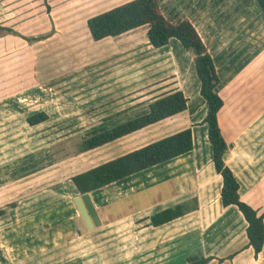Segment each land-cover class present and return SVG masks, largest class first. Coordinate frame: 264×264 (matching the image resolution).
Here are the masks:
<instances>
[{"label": "crops", "instance_id": "0c3cea01", "mask_svg": "<svg viewBox=\"0 0 264 264\" xmlns=\"http://www.w3.org/2000/svg\"><path fill=\"white\" fill-rule=\"evenodd\" d=\"M53 29L56 33L35 38L40 45H47V40L63 33L56 20ZM136 31L115 38L109 43V52L81 63V68L71 70L68 80L58 78V85L71 81L70 85L59 87L58 93L54 88H44L39 80L20 83L16 75L17 66L26 68L25 61L30 56L20 52L31 46L21 36L12 35L8 38L15 41L8 39L9 49L1 51L5 42L0 36V112L3 113L0 115V195L4 191L9 192L10 186L15 193L0 200V264H187V256L198 249L206 256L223 258L235 254L233 259L221 262L215 258L208 264H264V247L257 258L253 248L246 247L248 223L241 211L235 205L224 207L222 204L223 180L213 163L208 125L204 122L207 104L200 93L198 76L192 72L194 60L193 64L191 61L186 63V52L171 40L165 47H153L159 51L173 45L168 55L159 53L153 58L150 72L142 74L137 64L127 60L128 49L138 40H126V37H131ZM250 38L247 46L249 59L242 71L231 78L220 75L217 62L206 45L214 59L220 84L224 80L229 81L219 87L224 105L218 114L222 134L230 145L227 164L241 184L242 200L259 214H264V47L255 50L254 36ZM17 39H22L25 44L19 45L22 42ZM100 65H103V70L109 65L107 72L98 74ZM28 70L30 74L29 66ZM168 75L177 76L179 86L173 88H180L188 98L185 114L82 152L76 163L79 166L81 162L83 165L91 163L82 169L85 170L162 138L169 134L167 131L171 134L186 126L192 128L193 150L89 192L102 221L100 226L89 230L74 203V198L80 193L71 180L72 175L82 170L71 173L68 180L52 189L45 186L46 176H42L45 168L32 172V154L26 152V147L31 144L33 126L27 123L26 118L38 111L47 112L51 121L54 117L45 109L26 113L22 103L33 97V94L27 95L26 90L33 89L40 97H47L48 91L57 99L58 96L72 97L76 105L67 111L75 114L87 107L112 102L107 106L111 109L105 116V122L109 124L102 128L106 129L146 113L148 103H140L145 99L138 97L139 89L148 79L152 82ZM163 91L166 90L161 89L158 93ZM191 95L195 102L191 101ZM118 103L120 106L114 107ZM5 105L8 106L6 109ZM57 110L61 115L59 108ZM96 159L98 162L92 164ZM19 161L23 162L18 164L21 171L17 174L14 170V174L9 175L13 169L11 166ZM163 167L167 168V175H161ZM33 175L41 177L33 179ZM18 180L21 188L15 191ZM151 188L156 191L155 196L158 195L155 199H147L148 194H144ZM110 189L118 193V199L109 200L107 191ZM165 191L168 195L161 198ZM129 194L135 198L141 194L139 206L129 204L132 200H124ZM195 198L197 209L161 226L148 225V218L154 213L178 203H193ZM13 203L16 205L12 206ZM123 205L132 209L124 211Z\"/></svg>", "mask_w": 264, "mask_h": 264}, {"label": "rangeland", "instance_id": "374dc122", "mask_svg": "<svg viewBox=\"0 0 264 264\" xmlns=\"http://www.w3.org/2000/svg\"><path fill=\"white\" fill-rule=\"evenodd\" d=\"M127 1L129 0H48L50 6L48 9L44 0H0V26L10 27L14 30L19 29V32L23 35L21 38L26 40L27 44L31 46V48L27 47L20 52L25 54L26 57L30 55L28 57L30 60L27 59L25 61L27 64L26 68L24 65L17 66V80L20 83L29 80H39L44 88L47 90L54 88L53 90L57 93L62 86L70 85L69 82L71 81H65L58 85L57 79L64 78L68 80L71 70L81 68V63L88 61L90 57L94 59L96 56L106 54L110 51L108 49L109 43L116 40L110 37L101 41H94L86 24L88 18ZM161 7L165 15L172 21L189 18L194 23L203 40L209 46L217 62L219 73L223 77L231 78L239 70L242 71L243 66L249 59L247 46L250 37L254 36L253 41L256 42L257 46V48L255 46V50H258V47H264V15L260 11L261 9L256 0H163ZM47 15L49 16L47 17ZM55 20L63 33L50 41L47 38H43L47 40V45H40L38 39L35 38L47 37L45 36L46 33H49V35L52 32L56 33L55 29H53L55 28ZM145 33L144 29H139L131 37H126V40H138L132 46L133 48L130 47L128 49L127 60L129 63L134 62L135 65L137 64L142 74L147 75L150 72L151 60L158 56L159 53L161 56L168 55V51L173 49V45L157 51L150 45ZM86 34L88 37L80 38V36ZM0 36L2 37L1 41L5 42V45H1V51H7L9 49L7 40L12 39L11 37L8 38L12 34H6L5 31L0 30ZM74 36L75 38H73ZM22 39H17V41L22 42L19 45L25 44V41H21ZM172 40L176 41L182 50L186 52L188 59L186 63L191 61L193 64L191 53H188L179 41L176 39ZM19 45L16 44V47ZM174 51H176L175 48ZM176 57L178 58L177 55ZM28 66L31 70L30 74ZM100 66L97 68L98 74L107 72L109 65H106L104 70L103 65ZM192 72L197 77L194 67ZM149 80L138 92V97H144L145 100L148 96L159 92L161 89L167 90L174 86H179L176 75L172 77H169V75L164 76L152 82H149ZM197 80L199 81V79ZM226 82L229 81L224 80L219 87L221 88ZM26 93L27 95L33 94L32 98L22 103L25 105L26 113L45 109L49 110L54 117L52 121L49 119L31 128V144L27 145L26 152L30 151L32 154V172H39L45 168L42 171V176H46V181L44 182H47V184L45 186L50 187L49 189L59 187L62 181L68 180L71 173L91 165V163L83 165L81 162L79 166V163H76L79 161V154L81 153L79 152L80 142L109 124L105 122V116L107 111L111 109V107H107L110 102L96 107H87L84 110L81 109L79 114H75L67 111L71 110L73 105H76L74 103L75 99L73 100L72 97L61 98L58 96L57 99V96H51L49 91L47 97H40L36 95L37 93L35 94L33 89H27ZM189 93L193 92L189 91ZM192 95L190 96L191 101L195 102ZM18 96L16 100L19 103ZM129 100L131 99L128 98ZM117 106H120L119 103L114 107ZM7 107L5 105V109ZM58 108L61 115H58ZM4 111L6 112V110ZM1 114L3 113L0 112ZM77 120L79 125L71 123ZM167 132L170 134V131ZM96 162H98L97 159L92 164ZM16 164L11 166L13 169H11L9 175L12 176L14 174H12V171L14 170L17 174L21 171L18 164L22 165L23 162L19 161ZM160 173L161 175H167V168L163 167ZM39 177L41 176L35 177L33 175L32 178L39 179ZM18 182L20 181L15 182V191L21 188ZM33 182L34 180H32ZM12 188L10 186L9 192L4 191L3 195H0L1 201L4 200L3 196L15 194L12 192ZM121 188L123 189V187ZM159 188H162V185ZM155 192L151 188L144 194H148L149 197L147 199H155L158 196H155ZM107 193L109 200L119 198L118 193L115 194L113 189H110ZM139 195L138 198H135L134 195L129 194L124 200H132L129 204L137 207L141 202V194ZM167 195L168 192L165 191L161 193L160 197H166ZM95 200L98 204V199L95 198ZM130 209L132 208L125 207V205L122 206L124 211Z\"/></svg>", "mask_w": 264, "mask_h": 264}, {"label": "trees", "instance_id": "16d2710c", "mask_svg": "<svg viewBox=\"0 0 264 264\" xmlns=\"http://www.w3.org/2000/svg\"><path fill=\"white\" fill-rule=\"evenodd\" d=\"M163 0H129L110 9L97 13L87 20V27L94 41L108 37H120L135 30L144 29L150 45L154 48L167 46L172 39L180 42L191 53L195 71L200 81V93L207 104L204 122L208 125V138L212 147L213 163L222 176L221 200L224 207L235 205L247 221L246 247H252L257 258L264 247V214L241 198V184L233 170L227 164L226 156L230 145L222 134L218 114L224 105L219 94L220 77L208 47L197 27L189 18L170 20L162 11ZM49 9L48 0H44ZM264 14V0H256ZM6 34L23 36L16 30L0 26ZM148 103V111L135 118L128 119L113 127L92 133L80 142V151L96 149L113 143L136 131L143 130L161 121L185 114L188 110V98L180 88L156 92L140 102ZM49 120L45 111L34 112L27 116L30 126H36ZM194 140L191 126L152 141L124 155L89 167L72 175L71 180L80 194L97 190L152 166L167 162L193 150ZM15 206L16 203L11 204ZM197 199L178 203L164 208L149 216V224L161 226L193 209H197ZM227 257L204 255L201 249L187 256V264H208L212 259L224 261Z\"/></svg>", "mask_w": 264, "mask_h": 264}, {"label": "water", "instance_id": "95a60500", "mask_svg": "<svg viewBox=\"0 0 264 264\" xmlns=\"http://www.w3.org/2000/svg\"><path fill=\"white\" fill-rule=\"evenodd\" d=\"M74 203L89 230L102 224L96 206L89 192L80 194L74 198Z\"/></svg>", "mask_w": 264, "mask_h": 264}]
</instances>
